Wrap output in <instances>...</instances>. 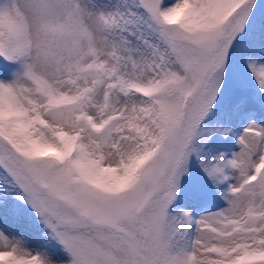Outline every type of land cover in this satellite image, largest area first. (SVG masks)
<instances>
[{"label":"snow or ice","instance_id":"obj_1","mask_svg":"<svg viewBox=\"0 0 264 264\" xmlns=\"http://www.w3.org/2000/svg\"><path fill=\"white\" fill-rule=\"evenodd\" d=\"M0 264H264V0H0Z\"/></svg>","mask_w":264,"mask_h":264}]
</instances>
